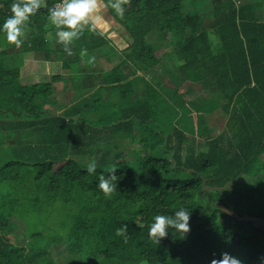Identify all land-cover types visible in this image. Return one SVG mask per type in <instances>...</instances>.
<instances>
[{"label": "trees", "instance_id": "trees-1", "mask_svg": "<svg viewBox=\"0 0 264 264\" xmlns=\"http://www.w3.org/2000/svg\"><path fill=\"white\" fill-rule=\"evenodd\" d=\"M59 1L44 0L20 47L0 32V264H210L225 252L264 264V234L218 209L264 218V0H123V16L98 0L128 35L123 50L90 20L57 43ZM13 2L0 0V25ZM26 63L58 67L62 89L26 95ZM196 114L222 128L197 137ZM114 170L105 195L99 175ZM180 208L189 231L151 239L154 216Z\"/></svg>", "mask_w": 264, "mask_h": 264}, {"label": "clouds", "instance_id": "clouds-1", "mask_svg": "<svg viewBox=\"0 0 264 264\" xmlns=\"http://www.w3.org/2000/svg\"><path fill=\"white\" fill-rule=\"evenodd\" d=\"M123 0L111 2L110 7L115 10L117 15L123 16ZM44 0H15L11 4V15L0 25V32L4 33L7 42L20 47L25 36V28L30 17L36 14L44 7ZM49 20L57 29L55 36L57 43H63L65 46L78 39L84 26L89 24V18L93 17L98 11V0H60L53 8H49ZM98 19V17H96ZM69 55L71 51L67 50ZM94 58H90L89 62ZM96 164L87 165L86 171L94 173ZM98 188L105 195L111 194L117 188L118 176L115 170L107 176L99 175ZM190 211L180 208L174 214H159L154 216L153 222L149 228V237L156 243L160 238L166 237L170 229L178 232L187 233L190 229ZM210 264H240L239 259L228 253H222L220 259H212Z\"/></svg>", "mask_w": 264, "mask_h": 264}, {"label": "rangeland", "instance_id": "rangeland-1", "mask_svg": "<svg viewBox=\"0 0 264 264\" xmlns=\"http://www.w3.org/2000/svg\"><path fill=\"white\" fill-rule=\"evenodd\" d=\"M237 3L241 4L244 3L246 0H235ZM204 5V4H203ZM202 5V6H203ZM183 8L188 9L189 4L188 2L183 4ZM187 16V15H186ZM98 17V19H96ZM160 18L156 17V21L152 20L151 22L154 24L158 22ZM89 20L91 23H93L96 27L101 29L103 33L112 41V44L110 45V48L113 46L114 50H123L127 47V39L128 35L126 32L121 28V26L118 25L114 21L112 17H110L104 6L99 3L98 1V11L94 14L93 17H90ZM183 25H185V16L173 20H169V23L164 26L163 31L166 37V45H161L160 48L156 51V57L162 58L165 54L170 52L173 49V43H169L168 40L172 41L171 33L173 29L175 28H181ZM126 51H130V49H127ZM102 65L105 69H110L112 71V74L115 77H119L121 75L119 66H116L115 60H102ZM158 71L160 69L158 68ZM59 68L55 66H45L42 64H34V63H26L22 69H21V76H22V84L24 85V92L26 95L31 94H38V93H46L50 94L51 88L50 84L51 82H54L55 86L57 87V90L62 89V84L59 83ZM60 95L57 98L60 100ZM195 121V123H194ZM193 126L194 131H196V136L199 138H204L207 134H210L212 132H218L222 127L223 119L220 117L218 118L216 115H213L209 118H206L205 116L201 114H196L194 116ZM104 158L103 155H100L98 160L102 161ZM35 215L27 216L25 221H32L34 220ZM13 231H15L14 226H12L10 229L5 231V235L9 238H12L14 236ZM12 240V239H11ZM52 258L55 262L58 264H62V257L53 254Z\"/></svg>", "mask_w": 264, "mask_h": 264}, {"label": "water", "instance_id": "water-1", "mask_svg": "<svg viewBox=\"0 0 264 264\" xmlns=\"http://www.w3.org/2000/svg\"><path fill=\"white\" fill-rule=\"evenodd\" d=\"M218 209L236 222L251 224L252 228L259 230L264 234V218L248 216L247 214L239 216L236 212L226 208L222 204L218 205Z\"/></svg>", "mask_w": 264, "mask_h": 264}, {"label": "built area", "instance_id": "built-area-1", "mask_svg": "<svg viewBox=\"0 0 264 264\" xmlns=\"http://www.w3.org/2000/svg\"><path fill=\"white\" fill-rule=\"evenodd\" d=\"M59 2H60V1H59ZM59 2L55 3V4L53 5V7H55ZM53 7H52V8H53Z\"/></svg>", "mask_w": 264, "mask_h": 264}]
</instances>
